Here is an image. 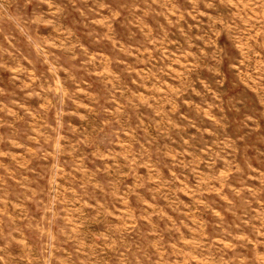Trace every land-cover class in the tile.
I'll list each match as a JSON object with an SVG mask.
<instances>
[{
  "label": "rangeland",
  "instance_id": "374dc122",
  "mask_svg": "<svg viewBox=\"0 0 264 264\" xmlns=\"http://www.w3.org/2000/svg\"><path fill=\"white\" fill-rule=\"evenodd\" d=\"M0 145L56 220L0 252L83 230L95 264L128 235L135 264H264V0H0Z\"/></svg>",
  "mask_w": 264,
  "mask_h": 264
},
{
  "label": "crops",
  "instance_id": "0c3cea01",
  "mask_svg": "<svg viewBox=\"0 0 264 264\" xmlns=\"http://www.w3.org/2000/svg\"><path fill=\"white\" fill-rule=\"evenodd\" d=\"M0 159L3 160L1 157ZM2 160H0V227L14 226L29 228L41 225H47L49 227L55 226L56 220L48 219L47 222H42L43 220L39 212L35 211L32 204H39L44 200L42 196L47 191L44 185H40L42 182L39 181L38 185H34L32 182L28 184L22 181L20 182L19 180L14 181V177L16 178L14 175H17L19 171L15 169L13 176L4 174L2 169L10 167V163L8 161L3 162ZM48 161L49 167L50 160ZM45 173L48 174L47 178L50 184L48 189L52 188L53 185L54 191L56 192L55 173L53 178L50 176L49 171H45ZM20 183H23L22 185L24 187L22 185L20 186ZM16 195L18 198L14 197ZM19 196L22 197L19 198ZM87 237V234L83 230H80L78 237H72L66 234L56 235L54 232H51V235L49 233L47 236L21 234L20 237L14 240L16 244L8 241L3 246V250L0 252V264H45V261L41 260L38 253L40 250V242L45 238L47 242L51 243L50 246L53 252L51 264H95L97 262L96 255L92 258V254L97 251L93 248L92 241L89 244ZM130 237L129 235L127 237V247L124 254L127 259L126 264H135V248L130 245ZM111 249L113 251L111 264H120L119 260L114 259V252H120L118 244H112ZM89 255L91 256L89 257Z\"/></svg>",
  "mask_w": 264,
  "mask_h": 264
}]
</instances>
